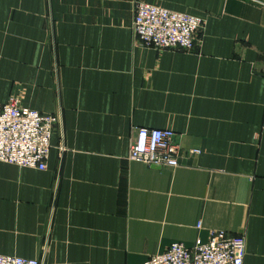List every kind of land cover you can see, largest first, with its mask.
<instances>
[{
  "label": "crops",
  "instance_id": "1",
  "mask_svg": "<svg viewBox=\"0 0 264 264\" xmlns=\"http://www.w3.org/2000/svg\"><path fill=\"white\" fill-rule=\"evenodd\" d=\"M136 1L0 0V108L60 112L64 145L0 161V254L140 264L225 230L264 264V0H141L202 18L189 51L139 44ZM140 127L174 132L177 166L129 159Z\"/></svg>",
  "mask_w": 264,
  "mask_h": 264
},
{
  "label": "built area",
  "instance_id": "2",
  "mask_svg": "<svg viewBox=\"0 0 264 264\" xmlns=\"http://www.w3.org/2000/svg\"><path fill=\"white\" fill-rule=\"evenodd\" d=\"M203 23L200 17L141 0L134 4L132 30L136 41L157 50L193 49ZM58 129L61 134L58 148L63 152L61 113L39 112L24 107L17 98H10L0 108V161L45 170L51 148L50 137ZM178 153L179 145L174 141L172 130L140 127L128 157L151 167H175ZM54 197L52 194L50 219ZM45 248L46 244L42 248V258L0 254V264H43ZM245 255L244 234L212 230L206 241L197 238L189 247L182 242H172L164 252L153 254L140 264H243Z\"/></svg>",
  "mask_w": 264,
  "mask_h": 264
}]
</instances>
